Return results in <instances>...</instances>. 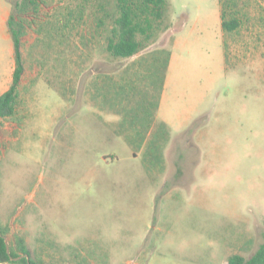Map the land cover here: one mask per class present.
Segmentation results:
<instances>
[{
	"label": "rangeland",
	"instance_id": "374dc122",
	"mask_svg": "<svg viewBox=\"0 0 264 264\" xmlns=\"http://www.w3.org/2000/svg\"><path fill=\"white\" fill-rule=\"evenodd\" d=\"M22 1L11 0L27 25L25 84L17 114L0 120L8 243L24 239V227L54 240L58 224L104 247L56 251L40 242L30 248L34 260L227 264L233 250L252 258L264 244V0H167L146 47L128 59L107 51L118 0H44L36 13H21ZM221 11L237 19L236 30H223ZM176 33L164 108L172 130L159 144L155 114ZM181 127L190 130L185 138L176 135ZM201 128V145L183 144ZM180 155L188 175L178 185L173 175L166 183L145 177L144 167L136 179L125 162L175 172ZM31 197L48 206L36 208Z\"/></svg>",
	"mask_w": 264,
	"mask_h": 264
},
{
	"label": "trees",
	"instance_id": "16d2710c",
	"mask_svg": "<svg viewBox=\"0 0 264 264\" xmlns=\"http://www.w3.org/2000/svg\"><path fill=\"white\" fill-rule=\"evenodd\" d=\"M43 2L44 0H23L19 4L20 12L36 13ZM117 2L119 16L114 21L107 51L114 58L128 59L146 47L144 41L151 39L154 24L162 19L167 0H118ZM238 26L237 19L227 21L224 12L222 13L224 31L232 32ZM8 28L14 43L16 69L10 89L0 96V120L13 118L16 115L19 106V87L25 72L21 49L27 28L26 22L12 13ZM140 38L144 39L140 40ZM7 234V229L0 228V263L28 264L25 257L19 261H13L12 258L29 256L30 264H43L32 258L25 240L21 237L16 238L14 245L8 243L10 248L8 253L5 242ZM227 264H264V244L252 258L246 259L241 255H233L228 259Z\"/></svg>",
	"mask_w": 264,
	"mask_h": 264
},
{
	"label": "crops",
	"instance_id": "0c3cea01",
	"mask_svg": "<svg viewBox=\"0 0 264 264\" xmlns=\"http://www.w3.org/2000/svg\"><path fill=\"white\" fill-rule=\"evenodd\" d=\"M11 15H12V2H11V0H0V96L3 95L4 93H6L10 89V87L13 83L14 72L16 69L14 43H13L12 36H11L9 28H8V21H9ZM221 24H222V11H221ZM181 40H182L181 35H178L176 33V35L174 37L173 44H172V50H171V53L169 54V57H168L167 66H166V69L164 70L163 91H162L160 102L158 104L157 111L155 114V124L160 125V128H161L159 131V138L157 140L159 144L165 141V138L167 137L168 133L172 130L171 125H170L171 122H170L169 118L166 116L164 108H165V104H166V99L168 98L169 87L171 85L172 78H173L172 72H173V68H174L173 67L174 61H175V58L177 56V52L181 46ZM22 45H23V41H22ZM21 52L23 54L22 49H21ZM22 58H23V56H22ZM23 60H24V58H23ZM24 67H25V65H24ZM24 84H25V79H24V75H23L22 80H21V84L19 87V94H20V91L23 88ZM66 88H67V92H68L69 85H67ZM18 111H19V106L17 108L16 114ZM136 131L137 130H135L134 132H136ZM189 131L190 130H188L187 127H181V129L176 130V135L179 137L185 138ZM203 131H204V129L201 128V129H199L198 132L196 131L192 135L191 138H188L185 140L183 139V144L188 145V146H195V147L201 145L200 142H202L203 136H204V134H202ZM126 151L128 152L127 155L130 158H132V157L135 158L137 156V154L135 153V149L133 148V146H131L129 144L126 146ZM181 159H182V155H180L179 161L174 162V167H176L175 172H171V169L167 163H165V165H164L167 168V170H165V171H154V169H156V166L152 162L141 163L137 160L136 161L127 160L125 162H127L128 167H131L132 169L134 168V171H132V174L134 176H136V179L139 177L140 167H144L146 169V171L143 170L142 174L145 175V177L151 178L153 176L154 177L158 176L162 183H166L169 180V178L173 175L175 181H176V176L178 177V179H177L178 182H174L176 185H178V184H180V179H182L183 177H186L188 175V172L183 167ZM105 161H106V163L109 162L108 160H105ZM116 162H119V161H113L109 164V167L114 166V168H112V170H115V168H116L115 164H117ZM200 165H201V162H198L197 164L194 163L196 171H198V169L200 168ZM196 171L194 172V175H195ZM118 174H119V172L116 171L112 175L113 177L109 178V181H111L113 178H117ZM133 175H132V178H133ZM0 182L3 184V181H0ZM2 187H1V191L3 192ZM44 200H45L44 202L40 203V201H34V197H31L29 199V204H31V205L35 204L36 208L37 207H39V208L43 207V210H44L45 206H48L46 204H47V201L49 199L45 198ZM2 205H3V203H2ZM58 218H60L59 215L57 216V218L55 217L54 220L57 221ZM15 220H16L15 218L12 219V221H15ZM1 221H2V219L0 218V223H1ZM58 222H59V220H58ZM57 227H58V229H54V240H44L40 237H37V239H35L31 236L30 231L27 228H25V227L21 228V230L25 236L24 239L26 241L28 249L30 250L31 247L35 246V243L40 244V242H42L41 245H46L47 247H49V244L54 242V249L56 251H59L60 249H66V248H84V249H87V248H90L92 246L98 247V248L104 247L101 245H97L94 239L87 238V235H85V233H83V237H81L82 233L81 234H75L73 232V230L70 231L68 228L62 229L58 224H57ZM60 232L67 233L69 238L67 240L60 239L59 238ZM245 234H246V224H245V227L243 229L238 230V237H237V240H235V243L240 244L241 240L245 239ZM78 235H80V236H78ZM241 236H242V238H241ZM235 251L236 250H233L229 253V258L233 255H240V254H237V252H235ZM30 252H31V250H30ZM54 255H56L55 251H54ZM61 257L62 256L57 253L56 258L58 261L61 259ZM0 264H10V263H0Z\"/></svg>",
	"mask_w": 264,
	"mask_h": 264
},
{
	"label": "water",
	"instance_id": "95a60500",
	"mask_svg": "<svg viewBox=\"0 0 264 264\" xmlns=\"http://www.w3.org/2000/svg\"><path fill=\"white\" fill-rule=\"evenodd\" d=\"M5 242H6V244H7V252L8 253H10V248H9V246H8V241H7V239H5ZM23 257H25L26 259H27V261H28V264H30V257L29 256H20L19 258H12V260L13 261H19V260H21Z\"/></svg>",
	"mask_w": 264,
	"mask_h": 264
}]
</instances>
